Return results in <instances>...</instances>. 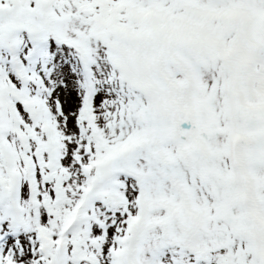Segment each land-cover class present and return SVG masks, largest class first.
Instances as JSON below:
<instances>
[{"label": "snow or ice", "instance_id": "obj_1", "mask_svg": "<svg viewBox=\"0 0 264 264\" xmlns=\"http://www.w3.org/2000/svg\"><path fill=\"white\" fill-rule=\"evenodd\" d=\"M0 264H264V0H0Z\"/></svg>", "mask_w": 264, "mask_h": 264}]
</instances>
